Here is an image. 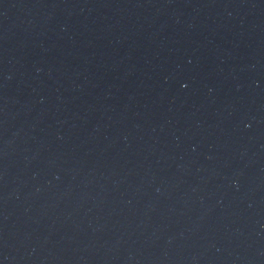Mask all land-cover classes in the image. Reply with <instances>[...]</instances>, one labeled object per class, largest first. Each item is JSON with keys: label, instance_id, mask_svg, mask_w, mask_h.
Segmentation results:
<instances>
[{"label": "water", "instance_id": "water-1", "mask_svg": "<svg viewBox=\"0 0 264 264\" xmlns=\"http://www.w3.org/2000/svg\"><path fill=\"white\" fill-rule=\"evenodd\" d=\"M114 264H264V0H1Z\"/></svg>", "mask_w": 264, "mask_h": 264}]
</instances>
